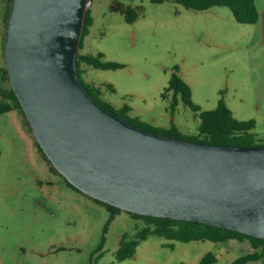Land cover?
<instances>
[{"label": "rangeland", "instance_id": "obj_1", "mask_svg": "<svg viewBox=\"0 0 264 264\" xmlns=\"http://www.w3.org/2000/svg\"><path fill=\"white\" fill-rule=\"evenodd\" d=\"M118 1L142 5L145 13L128 23L123 14L111 10ZM215 8L232 12L227 6ZM208 10L189 9L175 0H94L93 25L80 51L102 53L105 60L125 66L95 69L89 65L82 78L100 86L103 98L116 108L130 106L131 116L159 127L174 123L186 135L198 134L197 113L180 101L172 115L169 99L162 97L178 73L191 85L193 101L202 110L214 109L224 99L236 118L256 121L254 132L264 140L262 37L259 45H253L259 40L258 27L238 21L227 25L220 20V15L225 19L221 12L213 15ZM227 33L236 35L234 47L207 40L209 35ZM3 40L0 15V69L6 67ZM6 83L0 71V85ZM27 130L19 112L0 115V254L5 264H198L208 252L217 254L215 264H231L254 250L249 239L185 242L152 235L142 241L134 257L118 260L121 236L146 224L120 212L109 226L98 258L110 211L51 171Z\"/></svg>", "mask_w": 264, "mask_h": 264}, {"label": "water", "instance_id": "obj_2", "mask_svg": "<svg viewBox=\"0 0 264 264\" xmlns=\"http://www.w3.org/2000/svg\"><path fill=\"white\" fill-rule=\"evenodd\" d=\"M94 0H12L11 85L53 166L123 211L264 238V144L212 145L149 131L97 102L77 70Z\"/></svg>", "mask_w": 264, "mask_h": 264}, {"label": "trees", "instance_id": "obj_3", "mask_svg": "<svg viewBox=\"0 0 264 264\" xmlns=\"http://www.w3.org/2000/svg\"><path fill=\"white\" fill-rule=\"evenodd\" d=\"M5 3V11L3 15L4 22V40L3 47L5 49V31L6 23L10 14V8L12 0H2ZM161 2L163 0H152ZM178 3L183 4L186 8L194 9L198 11H205L216 6H227L231 9L234 18L239 23L255 24L260 18V12L256 4V0H175ZM111 10L119 12L125 16L128 23H133L142 17L145 13L144 7L138 5L133 7L126 5L122 2H114L111 4ZM93 25V17L91 12L88 13L84 26L82 37L80 39L79 50L77 54V70L80 78L86 88L89 90L94 99L104 106L109 111L122 116L136 126L169 135L172 137L183 138L196 142L212 145H230V146H256L264 144V140L259 138L254 132L256 127V121L240 120L235 117L232 109L227 105L224 99H221L216 108L211 110H202L201 106L193 101V90L191 85L183 79L178 73H174L169 81V85L162 92L164 99H169V109L172 115L175 113L180 101L188 105L194 110L200 118L198 127V134L186 135L184 134L174 123L169 128H163L154 126L145 122L139 116H131L132 108L128 105H124L121 108H116L110 102L103 98V91L100 86H96L95 83H86L82 78V74L85 72V68L89 65L95 69H117L125 66L122 62L108 61L104 59L102 53H81L80 49L83 47L85 37L90 33V28ZM1 80L4 81L3 85H0V115L6 114L12 111L19 112L25 123L27 124L30 133H33L31 124L26 116V113L17 97L10 79L7 67L0 69ZM170 96V97H169ZM34 136V133H33ZM35 144L42 154V157L49 163L51 171L61 174L49 160L44 150L40 146L39 142L34 136ZM2 150L0 148V157ZM62 175V174H61ZM62 177L66 183L78 192L85 195L86 193L73 186L63 175ZM89 196V195H87ZM91 197V196H89ZM96 202L102 204L110 211V217L108 218L102 236L101 243L99 244L97 251H99L98 258L102 255V250L106 242V233L109 226L116 216L120 212H125L133 215L135 218L145 220L146 224L138 229L135 233L125 232L119 241V247L116 251V258L118 260H125L135 256L138 246L142 241L149 238V236L157 235L165 237L167 239H175L180 241H194V240H212L215 242H225L231 239H238L244 241L249 239L254 248L253 251L243 254L235 259L231 264H247L251 261H257L264 264V238H258L243 232L236 230L215 226L203 222L179 220L170 217H159L138 214L128 211H123L120 208L91 197ZM218 261V256L214 252L206 253L199 261L198 264H215Z\"/></svg>", "mask_w": 264, "mask_h": 264}, {"label": "crops", "instance_id": "obj_4", "mask_svg": "<svg viewBox=\"0 0 264 264\" xmlns=\"http://www.w3.org/2000/svg\"><path fill=\"white\" fill-rule=\"evenodd\" d=\"M256 4H257L258 9H259V12H260V18H259V20H258L257 23L252 24V25H257V27H258L257 29L259 31V40H256L255 44H253V45H259V42H260L261 37H262V41H263V44H264V0H261V5H260V2H258L256 0ZM218 9L219 8L213 7L210 10L211 11H214V12H212L213 15H216L215 11L221 12L223 14V16H225V19H223L222 16L220 15V17H221L220 20H223L224 22H226L227 25H235L234 24V21H236V20H235V18L233 16V13L232 12L230 14L225 9H221V8L219 10ZM0 15L2 16V19H3V15H4V1H2V0H0ZM234 36L236 37V35H234ZM234 36L231 33L221 34V35H218V36H216V35H209L207 37V40H208V42H212V44L214 43V44L221 45V46H224L226 48H229V47H234V45L232 44V41L233 42L235 41ZM85 47H86V45H85V39H84L83 47L80 50L82 51V49L85 48ZM84 54H85V52H84ZM85 72L86 73L89 72L88 68H85ZM92 83H93V81H92ZM12 112L14 113L15 111H12ZM9 113H11V112H9ZM172 122H174V121H172ZM163 128H166V127H163ZM37 150H38V148H37ZM41 157H42V155H41ZM41 182H42V180H40V183ZM0 264H5L4 261H3V258H2V255L1 254H0Z\"/></svg>", "mask_w": 264, "mask_h": 264}]
</instances>
